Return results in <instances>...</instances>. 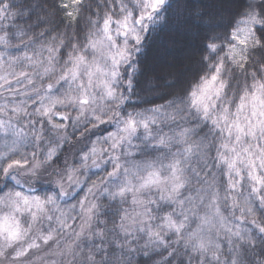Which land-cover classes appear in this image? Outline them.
Wrapping results in <instances>:
<instances>
[{
	"label": "trees",
	"instance_id": "1",
	"mask_svg": "<svg viewBox=\"0 0 264 264\" xmlns=\"http://www.w3.org/2000/svg\"><path fill=\"white\" fill-rule=\"evenodd\" d=\"M129 1L0 0V43L16 70H27L29 59L59 70L91 62L105 22L120 17ZM159 52L166 59L161 64ZM211 84L213 105L203 109L195 100ZM119 89L114 122L86 118L59 131L56 120L28 114L38 123L29 128L42 151L22 164L44 163L41 177L50 179L34 193L55 195L56 181L80 172L83 156L119 123L120 134L131 130L120 145L125 160L179 186L168 195L160 188L98 191L89 218L78 216L57 234L61 246L52 264H264V169L240 168L233 154L235 136L249 144L238 134L240 118L264 98V0H167L122 71ZM2 174L0 197L11 189ZM210 216L224 227L210 230V248L197 249L189 234Z\"/></svg>",
	"mask_w": 264,
	"mask_h": 264
},
{
	"label": "rangeland",
	"instance_id": "2",
	"mask_svg": "<svg viewBox=\"0 0 264 264\" xmlns=\"http://www.w3.org/2000/svg\"><path fill=\"white\" fill-rule=\"evenodd\" d=\"M166 2L130 0L123 4L120 17L113 15L105 22L103 35L92 46V61H81L64 70L32 59L27 62V70H16L11 64L14 60L0 43V172L11 184V189L0 197V264H52L51 257L61 246L57 234L67 231L76 217L89 218L90 200L98 191L120 195L160 188L168 195L179 186L149 166L125 160L120 145L131 130L126 127L120 134V123L83 156L78 164L80 172L69 170L56 181L55 195L43 197L34 193L35 185L50 180L41 177L44 163L22 164L26 155L42 151L35 137L37 133L33 134L29 128L38 127V123L35 118L29 119V113L56 120L54 127L59 131L68 123L79 126L86 118L95 124L118 118L114 108L120 104L121 73L139 53L142 39L155 21V13ZM157 59L160 64L166 60L162 52ZM186 67L192 66L186 63ZM208 89L215 90L216 85H209L195 100L203 109L213 105L215 91ZM23 116H28L30 125L18 121ZM239 121L238 134L248 137L249 144L243 145L241 136H235L233 154L238 166L251 164L264 169V98L254 99ZM53 153H49L50 157ZM77 194L79 199L70 203ZM210 215L219 217L217 212ZM213 216L189 234L197 249L210 248L214 242L210 230L224 227ZM39 220L41 228L37 227ZM53 223V229L45 233L44 229ZM184 223L186 219L181 224Z\"/></svg>",
	"mask_w": 264,
	"mask_h": 264
},
{
	"label": "bare ground",
	"instance_id": "3",
	"mask_svg": "<svg viewBox=\"0 0 264 264\" xmlns=\"http://www.w3.org/2000/svg\"><path fill=\"white\" fill-rule=\"evenodd\" d=\"M168 53H169V52L167 51V55H168Z\"/></svg>",
	"mask_w": 264,
	"mask_h": 264
},
{
	"label": "water",
	"instance_id": "4",
	"mask_svg": "<svg viewBox=\"0 0 264 264\" xmlns=\"http://www.w3.org/2000/svg\"><path fill=\"white\" fill-rule=\"evenodd\" d=\"M124 36V35H123Z\"/></svg>",
	"mask_w": 264,
	"mask_h": 264
}]
</instances>
